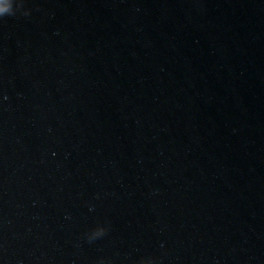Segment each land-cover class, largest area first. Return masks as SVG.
<instances>
[{
    "label": "water",
    "instance_id": "obj_1",
    "mask_svg": "<svg viewBox=\"0 0 264 264\" xmlns=\"http://www.w3.org/2000/svg\"><path fill=\"white\" fill-rule=\"evenodd\" d=\"M24 7L0 17V264H264V0Z\"/></svg>",
    "mask_w": 264,
    "mask_h": 264
},
{
    "label": "clouds",
    "instance_id": "obj_2",
    "mask_svg": "<svg viewBox=\"0 0 264 264\" xmlns=\"http://www.w3.org/2000/svg\"><path fill=\"white\" fill-rule=\"evenodd\" d=\"M17 10H23L24 15L29 14V10L24 7V0H0V17L15 15ZM104 231L94 232L92 237L103 235ZM141 264H153L152 259L146 258L141 261Z\"/></svg>",
    "mask_w": 264,
    "mask_h": 264
}]
</instances>
